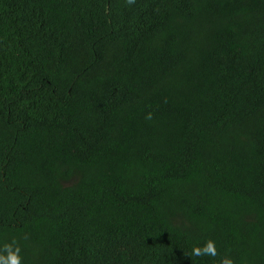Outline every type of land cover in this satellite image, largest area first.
Returning <instances> with one entry per match:
<instances>
[{
    "label": "trees",
    "instance_id": "1",
    "mask_svg": "<svg viewBox=\"0 0 264 264\" xmlns=\"http://www.w3.org/2000/svg\"><path fill=\"white\" fill-rule=\"evenodd\" d=\"M13 240L22 264H264V0H0Z\"/></svg>",
    "mask_w": 264,
    "mask_h": 264
},
{
    "label": "clouds",
    "instance_id": "2",
    "mask_svg": "<svg viewBox=\"0 0 264 264\" xmlns=\"http://www.w3.org/2000/svg\"><path fill=\"white\" fill-rule=\"evenodd\" d=\"M130 3L134 0H129ZM151 119V114L147 117ZM15 245V247H13ZM0 252H6L7 255L0 254V264H22L23 257L21 256V248L17 244L16 240H13L11 244H5ZM192 254L195 256L208 255L215 257L217 255V249L215 242L212 240L207 241V243L201 247H195L192 250ZM225 264H232L231 260L225 261Z\"/></svg>",
    "mask_w": 264,
    "mask_h": 264
}]
</instances>
